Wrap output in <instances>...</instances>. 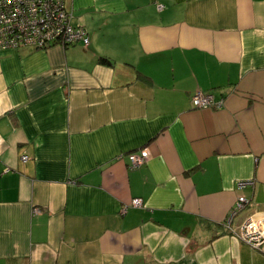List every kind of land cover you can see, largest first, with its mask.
<instances>
[{"label": "crops", "instance_id": "obj_1", "mask_svg": "<svg viewBox=\"0 0 264 264\" xmlns=\"http://www.w3.org/2000/svg\"><path fill=\"white\" fill-rule=\"evenodd\" d=\"M67 2L86 48L0 51V264H258L264 0Z\"/></svg>", "mask_w": 264, "mask_h": 264}, {"label": "built area", "instance_id": "obj_2", "mask_svg": "<svg viewBox=\"0 0 264 264\" xmlns=\"http://www.w3.org/2000/svg\"><path fill=\"white\" fill-rule=\"evenodd\" d=\"M65 2V0H0V51L19 47L42 50L54 45L69 47L81 44L87 47L88 35L79 24H74L73 14ZM191 104L197 109L217 108L221 105V100L216 101L210 93H198L192 98ZM28 159L26 155L21 157L22 161ZM147 159L146 151L128 155L132 168L140 166ZM251 184L252 182H240L239 187ZM244 203L245 199L239 197L232 215L240 211ZM141 204V200H133L131 206L138 207ZM236 236L251 247L264 245V213H256L246 218Z\"/></svg>", "mask_w": 264, "mask_h": 264}, {"label": "trees", "instance_id": "obj_3", "mask_svg": "<svg viewBox=\"0 0 264 264\" xmlns=\"http://www.w3.org/2000/svg\"><path fill=\"white\" fill-rule=\"evenodd\" d=\"M66 2H65V4H66V6L68 7V10L70 11V12H72V9L69 7V4H68V2H67V0H65ZM72 14H73V12H72ZM73 17H74V15H73ZM81 26V25H80ZM82 28H84L83 26H81ZM84 30L86 31V33H87V35H88V32H87V30L84 28ZM88 38H89V36H88ZM90 42V41H89ZM20 48V47H19ZM18 48V49H19ZM23 48H25V47H23ZM9 50V49H8ZM6 51V50H5ZM99 62L101 63V64H104V65H112V63L107 59V58H100L99 59Z\"/></svg>", "mask_w": 264, "mask_h": 264}, {"label": "rangeland", "instance_id": "obj_4", "mask_svg": "<svg viewBox=\"0 0 264 264\" xmlns=\"http://www.w3.org/2000/svg\"><path fill=\"white\" fill-rule=\"evenodd\" d=\"M242 183V182H241ZM244 183H247V182H244ZM239 184L240 183H238V188L241 190V189H244L246 186H248V185H246V186H244V187H239ZM244 207V206H243ZM243 209V208H242ZM241 209V210H242ZM240 210V211H241ZM239 212V211H238ZM236 235H237V233H236ZM239 239V238H238ZM240 241H241V239H239ZM243 242V241H242ZM243 243H245V242H243ZM246 244V243H245ZM248 246H250L251 247V245H249V244H247ZM251 248H253V249H255V250H261V249H264V245H259V247H251ZM258 261V262H257ZM256 262L258 263V264H264V259H261V261H260V259H258Z\"/></svg>", "mask_w": 264, "mask_h": 264}, {"label": "clouds", "instance_id": "obj_5", "mask_svg": "<svg viewBox=\"0 0 264 264\" xmlns=\"http://www.w3.org/2000/svg\"><path fill=\"white\" fill-rule=\"evenodd\" d=\"M89 45V44H88ZM84 48H86V47H84Z\"/></svg>", "mask_w": 264, "mask_h": 264}]
</instances>
